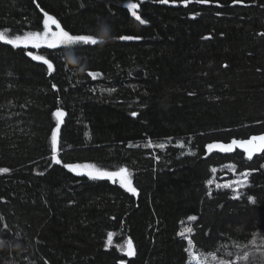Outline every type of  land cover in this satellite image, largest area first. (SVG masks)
<instances>
[{
	"label": "trees",
	"instance_id": "16d2710c",
	"mask_svg": "<svg viewBox=\"0 0 264 264\" xmlns=\"http://www.w3.org/2000/svg\"><path fill=\"white\" fill-rule=\"evenodd\" d=\"M128 2L140 4L147 24ZM40 8L73 34L95 35L106 23L111 37L70 49L0 41V168L11 170L0 173V264H190L186 224L197 253L249 251L241 264H264V153L248 160L239 149L206 148L264 132V0H0V31L42 32ZM28 51L52 59L56 71L50 76ZM57 107L67 113L63 163L126 166L138 195L52 162ZM149 139L165 147H144ZM245 171L240 199L216 188Z\"/></svg>",
	"mask_w": 264,
	"mask_h": 264
},
{
	"label": "snow or ice",
	"instance_id": "6c2138e0",
	"mask_svg": "<svg viewBox=\"0 0 264 264\" xmlns=\"http://www.w3.org/2000/svg\"><path fill=\"white\" fill-rule=\"evenodd\" d=\"M178 0H159V3L161 4H176ZM180 3H183L185 6L188 5L190 0H179ZM196 2L201 4L209 3L210 0H196ZM244 0H233V3L235 4H242ZM126 8L131 11V16L135 18L136 21H138L140 24H147L148 21L145 19H142L141 15L138 14L137 9H139L140 4L134 3V2H128L126 5ZM39 7V5H37ZM40 11L43 13V31H28L24 33L23 35H14L11 38L6 34L4 31H0V41L5 42L8 45H12L14 47L20 48L24 47L27 48L31 46L33 49H40L42 46H45L47 49H58V48H72V46H80V47H92L97 46L98 44L102 43L106 39L111 37V28L108 24L104 23L101 24L97 34H73L72 32H69L65 30L63 26H61L60 21L53 15L49 14L48 12H45L43 8H40ZM219 15V13H217ZM99 19V18H98ZM53 26L55 30H53ZM261 35H264V33H261ZM119 40L122 41H129V40H138L141 39L139 36H132V35H121L118 37ZM29 57H31L34 61L42 62L44 65L47 66V72L51 76L54 71H56V67L53 63L52 59L46 58L44 55H38L34 54L33 51H28L26 53ZM68 60L72 64L79 63V59L69 55ZM227 67V65H225ZM64 65H61V70H63ZM88 75L95 78L98 75H102L98 72H89ZM51 88L59 92L58 86L53 83L51 85ZM107 91H115V89H107ZM191 95V94H190ZM54 117L56 118V123L54 129L51 131L50 136V151H51V160L53 163L57 165H61L67 169L68 171L75 173L77 175H85L88 178L92 180H100L107 178L111 180L113 183H116L117 180L119 181V184L125 188L129 193H132L133 195H138L139 190L137 187L134 186L133 180H132V173L126 166H120L117 167L115 171H109L106 168L100 167L95 163H63L60 152H61V126L65 123V116L67 113L62 107H57L56 110L53 113ZM131 115L133 117L137 116V112H132ZM261 123V122H258ZM89 138H90V134ZM170 139V138H169ZM131 147L132 145L129 144ZM180 147H184V143L180 142ZM144 147H159L164 148L165 144L160 143L158 145H154L151 139L148 140V142L144 145ZM206 148L209 153H211L214 150H219L223 153H231L235 151L237 148L243 150L244 153L247 154V159L251 160L253 156L257 153H264V133H261L259 135H251L247 139H236L233 138L229 143H223V142H213L206 145ZM157 160H159V156L156 157ZM264 167V166H262ZM235 171V168L232 169ZM11 170L9 168H0V173H9ZM213 173L216 172V169L213 168L211 170ZM43 174V173H41ZM251 173L248 171L240 173V176L242 179H237L228 183L224 184H216V188H224V189H232L234 192H236V196H234V199H240V189L243 187H246L248 185V179L247 177ZM209 185L213 183V180H208L207 182ZM209 196H211V192L208 193ZM250 200H252V197H249ZM191 221L197 220L196 216H190L188 218ZM4 232L6 233L8 230V225H3ZM189 232L192 231L191 228L188 229ZM111 233L109 234V243H111ZM185 233L182 231L180 232V236L183 237ZM188 245H192V240L188 239L187 241ZM251 245L254 248V251L260 252L261 249L256 246V239L253 238L251 240ZM3 241L0 240V246H2ZM127 249L126 254L131 257L135 256V249L133 245V241L131 238H129L126 242ZM247 248L248 246L245 245ZM123 250V248H122ZM227 256L233 257L232 252H227ZM251 253L249 251H244L242 255L236 254L234 255V258L231 259H222L217 258V254L215 252H211L209 254V257L215 261V264H241V261L248 262L250 260ZM207 264V259L203 256L197 255L195 252L191 253V261L190 264ZM119 264H125L124 260H120Z\"/></svg>",
	"mask_w": 264,
	"mask_h": 264
},
{
	"label": "rangeland",
	"instance_id": "374dc122",
	"mask_svg": "<svg viewBox=\"0 0 264 264\" xmlns=\"http://www.w3.org/2000/svg\"><path fill=\"white\" fill-rule=\"evenodd\" d=\"M183 228H184V229H183V232L185 233V236H186L188 239H191V237H190L191 232L188 231V229L190 228V224H189V225L186 224V226L184 225ZM126 249H127V247H126ZM192 252H195L197 255H200V256L205 257V258L207 259V264H215V261H213V260L209 257V255H203V254H199V253H197V252L195 251V249H194L193 244L189 247L190 261H191V253H192ZM193 264H194V262H193Z\"/></svg>",
	"mask_w": 264,
	"mask_h": 264
},
{
	"label": "water",
	"instance_id": "95a60500",
	"mask_svg": "<svg viewBox=\"0 0 264 264\" xmlns=\"http://www.w3.org/2000/svg\"><path fill=\"white\" fill-rule=\"evenodd\" d=\"M207 4V3H206ZM31 46H29V47H27V48H30ZM32 48V47H31ZM41 48H46L45 46H42ZM40 48V49H41ZM67 116V115H66ZM66 116H65V118H66ZM64 118V119H65ZM264 133V132H263ZM261 134V133H260ZM255 135H259V134H255ZM247 139V138H246ZM223 143H229V142H223ZM238 149V148H237ZM239 150H241V149H239ZM208 151V150H207ZM214 151H216V152H220L219 150H214ZM241 151H243V150H241ZM213 152V151H212ZM234 152V151H233ZM221 153H223V152H221ZM246 154V153H245ZM260 154H262V153H257V154H255L253 157H255L256 155H260ZM246 156H247V154H246ZM74 175H77V174H75V173H73ZM77 176H79V175H77ZM133 245H134V243H133ZM134 249H135V245H134ZM135 252H136V249H135ZM133 256H131V257H129V258H132ZM126 264V263H125Z\"/></svg>",
	"mask_w": 264,
	"mask_h": 264
},
{
	"label": "clouds",
	"instance_id": "9594fccd",
	"mask_svg": "<svg viewBox=\"0 0 264 264\" xmlns=\"http://www.w3.org/2000/svg\"><path fill=\"white\" fill-rule=\"evenodd\" d=\"M110 26V25H109ZM110 28H111V26H110Z\"/></svg>",
	"mask_w": 264,
	"mask_h": 264
}]
</instances>
